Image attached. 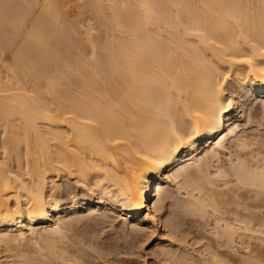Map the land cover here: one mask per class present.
<instances>
[{
  "label": "bare ground",
  "instance_id": "1",
  "mask_svg": "<svg viewBox=\"0 0 264 264\" xmlns=\"http://www.w3.org/2000/svg\"><path fill=\"white\" fill-rule=\"evenodd\" d=\"M0 20L1 235L42 225L39 264H101L91 221L114 209L121 239L152 230L166 178L203 241L164 259L259 264L264 0H0ZM239 113L250 130L221 160ZM174 213L161 218L181 235Z\"/></svg>",
  "mask_w": 264,
  "mask_h": 264
},
{
  "label": "rangeland",
  "instance_id": "2",
  "mask_svg": "<svg viewBox=\"0 0 264 264\" xmlns=\"http://www.w3.org/2000/svg\"><path fill=\"white\" fill-rule=\"evenodd\" d=\"M5 22H6L5 20H0V23H5ZM238 117H239L238 118L239 127H237L236 130L233 133H228L225 130L222 134H220L216 138V140H217L218 138L220 139V137H223L224 136L223 145H225V147H224V149H219V152H220L219 153L220 154L219 156H220L221 160H224L225 155H226L227 152H229V151L235 152L233 150H237L234 144H236L238 142L237 141L238 137L240 135L242 136L243 133H245V131L250 130V129H246L248 126L247 127L245 126L246 128L244 129V127L242 126V124H240L243 121V119H244L243 118V115H241V113H239L238 114ZM241 117H242V119H241ZM243 130H245V131L243 132ZM207 144H209V142H207L206 145ZM202 147H204V146H202ZM201 154H199V156ZM182 165L185 166L186 163H183ZM179 167H180V165H176L172 169L167 168L169 171L166 170L165 176L166 175L171 176L172 173L174 171H176L177 168H179ZM211 170H212V168H211ZM163 179H165V180H163V184H164L163 186L165 188H167L168 191H170L172 193L174 192L173 194H175V195H173V194L171 195L170 194V197L166 198V200L164 199V200L161 201V205H162L161 207L163 208V210L162 209L161 210L159 209L160 211L159 210L156 211V212H159V214L158 213H154L155 214V218H157L156 222H158V223L155 224V227L152 228V230H150L149 228L146 229L148 227L147 226V222H144L145 223V224L143 223L144 224V226H143L144 227L143 228L144 230L139 231V233H137L136 235L134 234L136 232H134V233L133 232H130V233H133V234L130 235V237L128 236L126 239H121V237H119V235L115 234V232H117V231H115V229L117 227H119V225H120V228H121V225L122 224H123V226L125 228L126 224L127 223L129 224V222H128L129 219L128 218L126 220L123 219V217L119 214V212H117L116 210H115L116 211L115 212L114 209H113V211L107 210V212L109 213V215L111 214L109 216L110 219L108 218L107 221H104V222L103 221H97V222H95L94 221L95 219L92 220V221L90 220L91 223L93 222L92 224H94V223L96 224V225L95 224L94 225H91V227H90V228H92V226H93V228H92L93 234L92 235H96L97 242H99L101 245H104V246H96L95 247V249L104 256V260H101V262H102L101 264H121V263L122 264H129V263L130 264H157V263H159V264H162V263L163 264L164 263L165 264H170L171 263L170 261L172 260V258L170 256L167 257V259H164V257L166 258V254H165V256L163 254V252H164L165 249H169L171 251H177V250L180 251V250H183L184 247H185V249L194 250L193 252L190 251L193 254H196L195 250H197V251L200 250V249H197V248H200L201 242L203 240L200 241V242L198 241L200 238H199V234H197V233H199V231L197 232L198 229H196L197 228L196 227L197 224L195 225V223H191L190 224L189 222H187L188 219H193L194 218L195 221H196L197 218H195L194 216H191V215H181V213H179V212H181V209H179V208L183 206L182 204H183V199H184V196L183 195L184 194H181V193L184 190L181 188L182 190H180V194H179V190H177V189L175 190V188H174L175 186L172 185L173 183H175V181L174 182L173 181H170V180L167 181L166 178H163ZM178 180H180V178H178ZM188 189H189V187H188ZM171 197H173V198H171ZM150 198L153 199V200H151L149 202L150 210H152V208H151V204L153 203L152 201L156 200L157 196H150ZM169 202L170 203L176 202L178 204V207L169 206L170 205ZM160 212L161 213L163 212V213L161 214ZM167 212L168 213L170 212V214H172V216H174V214H175L174 212H178L179 213L178 214V217H180V218L177 217L178 220H179V224L178 225L180 226V224H181V227L182 228L181 227L180 228L183 231H186L187 230L186 232H184V233L181 234L182 236L179 235L180 233L174 232V230H173V233H172L171 232V226L170 225L169 226L166 225L167 224V223H165L166 221H163L164 218L163 219L161 218V217H164L163 214H167ZM78 214H80V215H78ZM92 214H94V213H92ZM92 214H88L87 211L86 212L85 211L84 212H78L77 213V215H78L77 217L78 218L81 217V219H85L86 220ZM81 219H80L78 225L82 224V220ZM123 222H125V223H123ZM163 222L168 227H165V225H164ZM182 223H183V225H182ZM45 224H48V223H45ZM109 226H110V228H109ZM33 228L35 229V233H33L32 235L28 232L27 226H25L24 228H22V232L24 234L23 235L24 237L23 236H17L16 234H18V233L16 231H14V230L11 231L12 233H9L8 234L9 236L8 235L7 236L6 235H1V233H0V235H1L0 236L1 237L0 238V264H13V263H15V264H27L29 260H30L29 261V264H30V262H33L35 260L36 261L33 262L32 264H36V263L39 264L38 263V261H40V257L39 256H41L39 253H42L43 251H45V248L43 246H47V245H45V244L43 245V242L45 243L46 239L43 240L41 238V234L43 235V233H44L42 231L43 229H41L42 228V225L36 224ZM40 229H41V231H40ZM64 230H65V232H64ZM118 231L119 232H122V228H121V230L118 228ZM167 232H168V234H166ZM46 233L47 232H45V234ZM58 233L60 235H58ZM62 233H64V234H62ZM11 234L13 235V237H12ZM66 234L69 235V233H67V230L64 229V226L62 225L61 226V232H56V234H55L56 236L53 235V234L51 235V233H50V236L49 237L51 238L52 236H54L53 238H51V241L55 240V238H56V240L61 244L62 242H65L66 241V239H67L66 237H68V235L65 236V238L63 237L64 239L61 238L62 236L66 235ZM183 234H185V235H183ZM189 234H190V236H189ZM57 235H58V237L61 236L60 237V241L58 240ZM166 236H168V238ZM179 236H180V238L182 237V241H180L178 243V241L176 240V238L178 237L177 239L179 240L180 239ZM183 236H184V238H183ZM185 236H186V238H185ZM194 236L196 238L198 237L197 240L195 239ZM21 237H23V238H21ZM191 237H192V239L194 238L193 241H192ZM35 239H37L38 241L35 240ZM61 239L63 241H61ZM171 239H172L173 242L171 241ZM195 240L198 241V242H196ZM51 241L49 243H51ZM122 241H124V242H122ZM194 241L197 243L196 245H194L195 243L193 244ZM58 242H55V243L58 244ZM190 243H192V244H190ZM38 244H40V245L38 246ZM192 245H193V247H191ZM40 246H41V249H40ZM261 246H262V248H261L262 251L260 250L258 252V254L257 253H254V254H257L256 256H252V260L255 258L254 261H257V262L259 261V264L264 263V241L261 243ZM37 249H38V251H37ZM111 249H112V251H111ZM46 251H47V249H46ZM260 252L263 253V254H261ZM44 253H42V254L44 255ZM115 253H116V255H115ZM38 254H39V256H37ZM34 255L37 256L38 259L36 257H33ZM24 258L27 260V263H26V260ZM30 258L33 261H31ZM34 258H36V259H34ZM3 261H5V262H3ZM165 261H167V262H165Z\"/></svg>",
  "mask_w": 264,
  "mask_h": 264
}]
</instances>
